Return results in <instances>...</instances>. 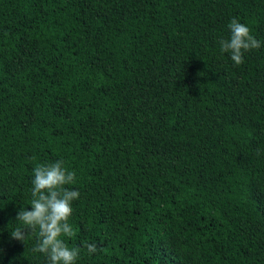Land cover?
Wrapping results in <instances>:
<instances>
[{
  "label": "trees",
  "instance_id": "obj_1",
  "mask_svg": "<svg viewBox=\"0 0 264 264\" xmlns=\"http://www.w3.org/2000/svg\"><path fill=\"white\" fill-rule=\"evenodd\" d=\"M57 160L77 264H264V0H0V264H49L11 230Z\"/></svg>",
  "mask_w": 264,
  "mask_h": 264
},
{
  "label": "clouds",
  "instance_id": "obj_2",
  "mask_svg": "<svg viewBox=\"0 0 264 264\" xmlns=\"http://www.w3.org/2000/svg\"><path fill=\"white\" fill-rule=\"evenodd\" d=\"M228 28L230 37L219 41L220 51L229 53L235 65L240 66L244 63L245 53L261 48L262 43L239 19L233 18ZM76 181L75 171H69L63 160L36 165L31 189L32 210L25 207L20 210L16 220L23 227L17 226L11 230L12 239L24 242L31 233L38 230L39 239L33 251L43 253L49 264H77L80 258L81 247H70L64 239L76 235L69 220L73 215V201L79 199L80 192L66 187L74 185ZM83 247L89 255L98 251L95 243L84 242Z\"/></svg>",
  "mask_w": 264,
  "mask_h": 264
}]
</instances>
